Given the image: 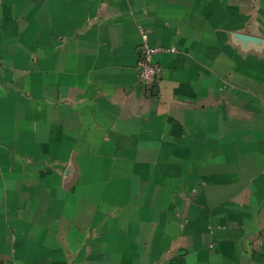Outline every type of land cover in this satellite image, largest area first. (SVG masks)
<instances>
[{
    "label": "crops",
    "instance_id": "crops-1",
    "mask_svg": "<svg viewBox=\"0 0 264 264\" xmlns=\"http://www.w3.org/2000/svg\"><path fill=\"white\" fill-rule=\"evenodd\" d=\"M0 264H264V0H0Z\"/></svg>",
    "mask_w": 264,
    "mask_h": 264
},
{
    "label": "built area",
    "instance_id": "built-area-1",
    "mask_svg": "<svg viewBox=\"0 0 264 264\" xmlns=\"http://www.w3.org/2000/svg\"><path fill=\"white\" fill-rule=\"evenodd\" d=\"M143 41L139 47L140 58L138 61V80L146 89H153L160 75V67L154 61V55L158 47L149 42L148 31L142 28Z\"/></svg>",
    "mask_w": 264,
    "mask_h": 264
}]
</instances>
